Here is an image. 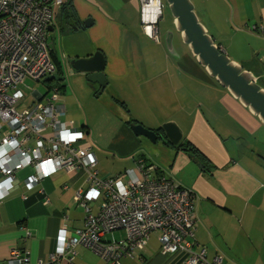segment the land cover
Here are the masks:
<instances>
[{"label":"crops","instance_id":"obj_1","mask_svg":"<svg viewBox=\"0 0 264 264\" xmlns=\"http://www.w3.org/2000/svg\"><path fill=\"white\" fill-rule=\"evenodd\" d=\"M219 1L203 8L209 22L220 35H229L232 28L223 23L229 17L236 28L228 46L217 43L226 53L237 54L241 49L235 43L250 39L254 44L246 45L251 55L245 68L254 73L258 54L264 52V0ZM66 3L71 16L58 7L48 33L51 51L63 69L60 118L85 131L96 168L104 176H118L138 166L140 154H145L196 193V251L205 247L208 260L220 258L222 264H264V123L208 75L183 40L173 57L161 54L158 41L143 31L139 0ZM87 19L92 21L89 26ZM249 28L254 33L247 36L243 29ZM236 35L241 38L233 43ZM96 51L105 57L104 87L88 85L86 74L69 65L70 59L88 58ZM166 122L177 123L182 139L201 153L159 139L152 142L131 128L140 123L156 130ZM115 170L119 173H112ZM30 172L17 174L0 203L2 263L13 248L28 250L34 264L47 260L58 247L63 226L70 231L85 225V207L76 200L77 191L89 186L85 171L57 169L34 188L23 180ZM89 205L93 211L99 208V202ZM76 251V264H106L85 246L77 245ZM186 257L182 251L164 254L153 235L143 250L121 262L184 264ZM58 264H66V259Z\"/></svg>","mask_w":264,"mask_h":264},{"label":"built area","instance_id":"obj_2","mask_svg":"<svg viewBox=\"0 0 264 264\" xmlns=\"http://www.w3.org/2000/svg\"><path fill=\"white\" fill-rule=\"evenodd\" d=\"M64 1L0 0V203L17 174L27 169L32 172L23 180L29 188L57 169L85 171L89 182L76 194L86 210L84 227L69 231L63 226L56 250L35 264H58L62 259L76 264L77 245L91 249L106 264H122V258L134 257L157 231L164 254L186 252L184 264H222L220 258L209 261L205 247L194 249L198 197L193 190L165 171L155 172L154 165L144 167L142 160L123 174L104 176L86 145L85 131L60 118L62 89L47 81L57 70L48 33ZM139 1L143 31L159 41L163 2ZM26 78L45 82L47 90H34V103L18 109ZM95 202L97 211L89 205ZM0 264L34 263L28 250L13 248L7 263Z\"/></svg>","mask_w":264,"mask_h":264},{"label":"water","instance_id":"obj_3","mask_svg":"<svg viewBox=\"0 0 264 264\" xmlns=\"http://www.w3.org/2000/svg\"><path fill=\"white\" fill-rule=\"evenodd\" d=\"M166 1L174 17L176 29L181 33L183 42L188 45L197 62L206 69L211 78L228 89L264 123V88L257 82L256 75L232 60L216 43L200 21L192 0ZM91 23L90 19L85 20L86 26ZM49 30L52 31L53 28L50 26ZM69 65L71 69L86 74L85 79L88 82L98 83L102 87L107 84L104 73L105 57L101 51H96L88 58L70 59ZM52 79L62 80L64 77H48V80ZM131 128L136 135L145 136L152 142H156L159 137H166L172 144L178 145L183 137L181 128L175 122L164 123L161 131L147 128L140 123L131 124Z\"/></svg>","mask_w":264,"mask_h":264},{"label":"rangeland","instance_id":"obj_4","mask_svg":"<svg viewBox=\"0 0 264 264\" xmlns=\"http://www.w3.org/2000/svg\"><path fill=\"white\" fill-rule=\"evenodd\" d=\"M224 1L226 3H228L226 0H220L219 2H222L224 4ZM162 2H163V14H162V17L160 18L159 23H158L159 33H160V40L157 43L158 44L157 48H160L159 52L161 54H164V53L165 54H171L172 57H173L174 55H176V52H178L180 39L182 40V38H181V33L176 29L175 22H174V17L172 15V12L170 10L168 2L166 0H162ZM192 2L195 5V10H196V12L198 14V17H199L200 21L206 26L207 30L214 37L215 41L216 42L222 41L223 44L228 46L229 45L228 38H229V36H231V37L233 36V34L231 32H233L234 31L233 29L236 28L235 25H234L235 21L234 20L233 21L230 20L231 17H229V20H228L229 22L226 21V20L223 21V23L224 22L228 23L227 24L228 27H230L232 29L229 30L230 31L229 35L228 34L220 35L213 28L212 24L209 22V19L205 15V12H207V11L205 9H203L206 6H211L213 4V2L216 3V0H192ZM243 27H245V26H243ZM244 30L246 32H243V33L245 35H247V36H249V34L253 35V33H254V31L250 30V28H249V31H248V29H243V31ZM171 38L173 39L172 43L169 40ZM239 38H241L240 35H236L235 39H233V43L235 42V40H237ZM250 43L254 44L253 42H251L250 39H246V41L244 39V41H241V43L240 42L235 43L236 46L241 49V50H239V52H241V54H239V52H236L237 54H235V52H231L230 50H227V53L231 57L232 60L234 59V60L238 61L240 64H242V65H244L246 67L247 66L246 59H247V57H249L251 55V53H250L249 50H246L245 48H246V45H249ZM237 44H241V46L243 48H241ZM263 53L264 52H260L259 54L261 55ZM241 59H243V60H241ZM259 60H260V63H264V59L263 58L259 57L257 61H259ZM258 68L259 69L264 68V64H263V66H261L259 64V62H258ZM73 71L76 72L75 70H73ZM24 83L25 84H23L21 87H22V89L24 91V96L25 97L22 100V102H21V104H20L18 109H24V108H26V107H28V106H30V105H32L34 103V101H35V96L33 95L34 90H38V91H40L42 93L47 90V86H46L45 82H37V81H35V80L31 79V78H26ZM76 83L77 82L75 80H73V85H76ZM86 83H88V85L91 84L88 81H86ZM259 84L261 86L262 85L264 86V79H260L259 80ZM108 167L112 170L110 165H108ZM115 171L114 172L112 171V173H119L118 170H115ZM115 235L117 237H119V236H121V232H116ZM158 235H159V232L158 231L155 232L154 233V239H156L158 237ZM136 254H138V252H136Z\"/></svg>","mask_w":264,"mask_h":264},{"label":"trees","instance_id":"obj_5","mask_svg":"<svg viewBox=\"0 0 264 264\" xmlns=\"http://www.w3.org/2000/svg\"><path fill=\"white\" fill-rule=\"evenodd\" d=\"M59 8L62 10V11H66V13L69 15V16H71V12L70 11H67V9H68V4L66 3V0L64 1V3L62 4V5H60L59 6ZM75 14V13H74ZM74 18H76L75 16H74ZM257 29H258V27H256ZM255 28V29H256ZM262 29V28H261ZM217 43V42H216ZM49 44V43H48ZM218 44V43H217ZM50 47V46H49ZM50 50H51V48H50ZM51 56H52V59H53V61L55 62V64H56V68H57V70H56V73H55V75H57V76H62L63 75V69H62V66H61V64L56 60V58L54 57V55H53V53H52V51H51ZM263 58L264 59V56L263 57H261V56H259V54H258V58ZM258 60V59H257ZM259 63H260V60H259ZM263 64L264 63H260V65L261 66H263ZM243 66V68L244 69H246L245 68V66L244 65H242ZM254 74L256 75V77H257V82L259 83V80L260 79H264V68H261V70H259V69H255V72H254ZM49 82H51V81H49ZM53 82L54 83H56L57 85H59L60 87H62L61 85H60V81L59 80H57V79H54L53 80ZM262 87L264 88V86L262 85ZM155 130V129H154ZM156 131H161V128H158V129H156ZM159 140H161L162 142H163V144H165V145H167V146H172V147H174V148H178V149H182L183 151H186V152H189V153H194V154H197L198 153V155H199V153H201L200 152V150H198L192 143H190L189 141H187V140H184V139H182L181 141H180V143L178 144V145H174V144H172L166 137L164 138V137H159ZM202 155V154H201ZM140 160H142L144 163H145V165H144V167H148V166H155V172H157V173H161V172H163L164 170L162 169V168H160L159 167V165L155 162V161H150V159L145 155V154H140ZM183 186V185H182ZM176 252H178V251H176ZM183 252V251H182ZM175 253V252H174ZM186 253V252H185ZM186 255H187V253H186Z\"/></svg>","mask_w":264,"mask_h":264},{"label":"clouds","instance_id":"obj_6","mask_svg":"<svg viewBox=\"0 0 264 264\" xmlns=\"http://www.w3.org/2000/svg\"><path fill=\"white\" fill-rule=\"evenodd\" d=\"M54 79H52V80H48V78H47V81H53Z\"/></svg>","mask_w":264,"mask_h":264}]
</instances>
